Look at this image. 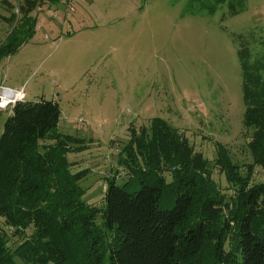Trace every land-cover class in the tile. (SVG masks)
I'll return each mask as SVG.
<instances>
[{
  "label": "trees",
  "instance_id": "1",
  "mask_svg": "<svg viewBox=\"0 0 264 264\" xmlns=\"http://www.w3.org/2000/svg\"><path fill=\"white\" fill-rule=\"evenodd\" d=\"M23 2L0 62L32 34L28 14L37 0ZM223 2L189 0V7L212 14ZM240 53L251 161L235 163L214 144L229 197L188 138L153 117L129 128L125 185L107 178L101 204L88 203L79 185L87 171L72 172L68 160L84 150L83 139L58 131V103L12 104L0 127V264H264V183L252 179L254 167L264 170V81Z\"/></svg>",
  "mask_w": 264,
  "mask_h": 264
},
{
  "label": "rangeland",
  "instance_id": "2",
  "mask_svg": "<svg viewBox=\"0 0 264 264\" xmlns=\"http://www.w3.org/2000/svg\"><path fill=\"white\" fill-rule=\"evenodd\" d=\"M20 5L0 0V44L20 25ZM28 17L31 36L0 62V96L21 93L0 106V127L16 101L57 102L58 131L83 139L68 160L72 172L87 171L84 201L101 204L107 178L125 185L129 128L153 117L179 129L233 194L214 144L235 163L251 161L237 53L264 81V0H224L212 14L189 0H37ZM252 179L264 183V170L254 167Z\"/></svg>",
  "mask_w": 264,
  "mask_h": 264
},
{
  "label": "bare ground",
  "instance_id": "3",
  "mask_svg": "<svg viewBox=\"0 0 264 264\" xmlns=\"http://www.w3.org/2000/svg\"><path fill=\"white\" fill-rule=\"evenodd\" d=\"M20 96H21L20 92H16L12 89H6L1 93L0 106L1 107L6 106L11 101V99L14 100L15 98H19Z\"/></svg>",
  "mask_w": 264,
  "mask_h": 264
},
{
  "label": "built area",
  "instance_id": "4",
  "mask_svg": "<svg viewBox=\"0 0 264 264\" xmlns=\"http://www.w3.org/2000/svg\"><path fill=\"white\" fill-rule=\"evenodd\" d=\"M4 90H6V88Z\"/></svg>",
  "mask_w": 264,
  "mask_h": 264
}]
</instances>
